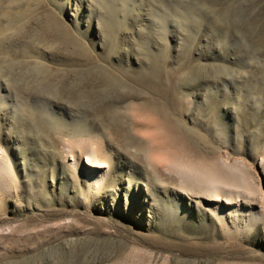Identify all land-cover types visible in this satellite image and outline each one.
I'll list each match as a JSON object with an SVG mask.
<instances>
[{
  "label": "rangeland",
  "instance_id": "obj_1",
  "mask_svg": "<svg viewBox=\"0 0 264 264\" xmlns=\"http://www.w3.org/2000/svg\"><path fill=\"white\" fill-rule=\"evenodd\" d=\"M0 264H264V0H0Z\"/></svg>",
  "mask_w": 264,
  "mask_h": 264
},
{
  "label": "bare ground",
  "instance_id": "obj_2",
  "mask_svg": "<svg viewBox=\"0 0 264 264\" xmlns=\"http://www.w3.org/2000/svg\"><path fill=\"white\" fill-rule=\"evenodd\" d=\"M52 23H54V24H52V25L55 26V28L60 29V25H59V23H58L56 20H52ZM59 31H61V29H60ZM61 33H62V32H61ZM63 33H65V32H63ZM63 33H62V34H63Z\"/></svg>",
  "mask_w": 264,
  "mask_h": 264
}]
</instances>
